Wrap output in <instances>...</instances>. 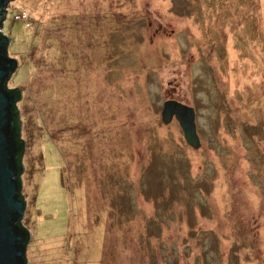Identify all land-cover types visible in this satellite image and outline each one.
I'll return each instance as SVG.
<instances>
[{"label":"rangeland","instance_id":"obj_1","mask_svg":"<svg viewBox=\"0 0 264 264\" xmlns=\"http://www.w3.org/2000/svg\"><path fill=\"white\" fill-rule=\"evenodd\" d=\"M1 30L26 264H264V0H11Z\"/></svg>","mask_w":264,"mask_h":264},{"label":"water","instance_id":"obj_2","mask_svg":"<svg viewBox=\"0 0 264 264\" xmlns=\"http://www.w3.org/2000/svg\"><path fill=\"white\" fill-rule=\"evenodd\" d=\"M9 1L0 0V264H26L25 248L30 232L21 224L25 200L20 193L23 164L19 159L24 141L20 137L21 121L15 107L22 91L20 87L6 85L18 62L8 56L9 37L1 30ZM172 118L177 121L184 141L193 148L198 147L200 141L194 108L177 99L167 98L160 109V120L168 123Z\"/></svg>","mask_w":264,"mask_h":264},{"label":"trees","instance_id":"obj_3","mask_svg":"<svg viewBox=\"0 0 264 264\" xmlns=\"http://www.w3.org/2000/svg\"><path fill=\"white\" fill-rule=\"evenodd\" d=\"M32 63V62H31ZM34 74H36V72L34 71V66H33V74L30 76V77H33L34 76ZM36 79V75H35V77H34V80ZM26 85H28V87H29V91L30 92H32L33 91V89H34V86H35V84H33V82L31 81V79L29 78V80L27 81V83H26ZM61 92H62V90H61ZM22 95H23V92H22ZM15 107L16 108H18L17 107V105L15 104ZM51 109H53V110H55V108H52L51 107ZM50 109V110H51ZM57 109H58V107H57ZM18 113H19V109H18ZM20 115V114H19ZM43 119L40 117V115L37 117V121H39V122H41V125H42V131H44L49 137H51V139L55 142V143H58L57 141L58 140H63V131H64V129H66V124L63 122V121H55V123L56 124H54V123H49V121L47 120V121H42ZM20 121H21V131L23 132L24 131V120L23 119H21L20 118ZM18 123H19V119H18ZM53 130V131H52ZM25 132V131H24ZM56 133V134H55ZM20 137H21V132H20ZM22 138V137H21ZM23 140V139H22ZM24 141V140H23ZM23 149H24V147H23ZM62 152H63V155H65V150H64V145H61V149H60ZM38 153H39V158H40V160H41V158H42V156H41V153H40V151H38ZM21 156H22V153L19 155V159L21 160ZM20 178H21V176H20ZM21 193V195L23 196V193L22 192H20ZM73 194L71 193L70 194V197L72 198V201L74 202V203H76V201L77 200H73V199H75L73 196H72Z\"/></svg>","mask_w":264,"mask_h":264},{"label":"built area","instance_id":"obj_4","mask_svg":"<svg viewBox=\"0 0 264 264\" xmlns=\"http://www.w3.org/2000/svg\"><path fill=\"white\" fill-rule=\"evenodd\" d=\"M14 18L24 19L25 20V24L27 26L29 25L28 18H27V16L23 12H19V13L14 14Z\"/></svg>","mask_w":264,"mask_h":264}]
</instances>
